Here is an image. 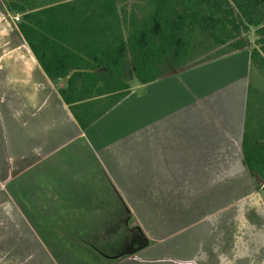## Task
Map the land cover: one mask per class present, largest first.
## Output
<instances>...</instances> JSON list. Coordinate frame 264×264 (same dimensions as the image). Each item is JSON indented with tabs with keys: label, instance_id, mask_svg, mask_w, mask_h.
<instances>
[{
	"label": "crops",
	"instance_id": "crops-1",
	"mask_svg": "<svg viewBox=\"0 0 264 264\" xmlns=\"http://www.w3.org/2000/svg\"><path fill=\"white\" fill-rule=\"evenodd\" d=\"M6 1L0 264H264V195L244 163L247 147L264 154L258 116L244 136L250 51L131 84L82 129Z\"/></svg>",
	"mask_w": 264,
	"mask_h": 264
},
{
	"label": "trees",
	"instance_id": "trees-1",
	"mask_svg": "<svg viewBox=\"0 0 264 264\" xmlns=\"http://www.w3.org/2000/svg\"><path fill=\"white\" fill-rule=\"evenodd\" d=\"M6 3L9 12L21 14L19 31L82 129L124 98L132 80L154 82L168 74V64L182 69L249 50L252 64L264 70L260 0H132L131 7L128 0ZM216 49L217 57L198 58ZM257 122L264 134V120ZM245 136L247 143L256 134L248 129ZM244 163L264 180L259 145L246 148ZM257 188L264 195V185Z\"/></svg>",
	"mask_w": 264,
	"mask_h": 264
},
{
	"label": "rangeland",
	"instance_id": "rangeland-1",
	"mask_svg": "<svg viewBox=\"0 0 264 264\" xmlns=\"http://www.w3.org/2000/svg\"><path fill=\"white\" fill-rule=\"evenodd\" d=\"M128 4H129L128 7H131L132 0H128ZM16 22H18V21H16ZM250 38L252 41H254L256 38V35L254 34V29H251V31H250ZM218 50L219 49H216V50L212 51L210 54L202 55L203 57H198V58H204L206 56L217 57V53H219ZM220 58L221 57H217L216 59H214L212 61H215V60L220 59ZM201 61L202 60L193 61V62L189 63L186 67L184 66V68H182V70L179 69V71H177L178 69L174 68V66H172L171 64H168L165 66V68L163 70L167 73H172V72L182 73V72H185L186 70L191 69L193 67L200 66L202 64ZM137 83H138V81L134 79L130 82V85L132 84V87H134L135 85H137ZM257 116L261 117V120H264V70H260L255 64L251 63V67H250V92H249V102H248V111H247V121L244 124V127H246L244 130V136H245L246 132H248V128H249L251 122L253 120H255ZM196 173H199V172H196ZM196 179H198V178H196ZM256 183H257V181H256ZM257 185H258V183H257ZM9 210L10 209H8V211H6V209L1 208V211L4 212V214L8 212L7 216L9 217V219H6L5 222L7 223L8 228H11L10 227L11 220H10V216H9V212H11V211H9ZM123 210L124 209H122L120 206H118V207H116L115 214L120 215V214L124 213ZM0 229H1V227H0ZM2 238H4V239L6 238L5 242H3V245L5 246V244H6L7 246H9L10 242H11V238H10L9 234H3L2 237L0 236V240ZM131 247H133V245H131ZM10 255H8V252L2 253L1 249H0V262H1L2 258H5V257L10 258L11 257ZM13 257H15V256H13Z\"/></svg>",
	"mask_w": 264,
	"mask_h": 264
},
{
	"label": "water",
	"instance_id": "water-1",
	"mask_svg": "<svg viewBox=\"0 0 264 264\" xmlns=\"http://www.w3.org/2000/svg\"><path fill=\"white\" fill-rule=\"evenodd\" d=\"M260 1L264 2V0H260ZM254 176H255V179H256V181H257V183H258V186H259V187H262V186L264 185V180H262V179L258 176L257 173H254ZM131 225H132V226L136 225V222H135V221H132V222H131Z\"/></svg>",
	"mask_w": 264,
	"mask_h": 264
},
{
	"label": "built area",
	"instance_id": "built-area-1",
	"mask_svg": "<svg viewBox=\"0 0 264 264\" xmlns=\"http://www.w3.org/2000/svg\"><path fill=\"white\" fill-rule=\"evenodd\" d=\"M15 20L18 21V20H19V16H16V17H15Z\"/></svg>",
	"mask_w": 264,
	"mask_h": 264
}]
</instances>
